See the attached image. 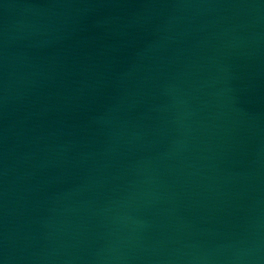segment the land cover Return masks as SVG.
Wrapping results in <instances>:
<instances>
[{"label": "water", "instance_id": "1", "mask_svg": "<svg viewBox=\"0 0 264 264\" xmlns=\"http://www.w3.org/2000/svg\"><path fill=\"white\" fill-rule=\"evenodd\" d=\"M0 264H264V0H0Z\"/></svg>", "mask_w": 264, "mask_h": 264}]
</instances>
